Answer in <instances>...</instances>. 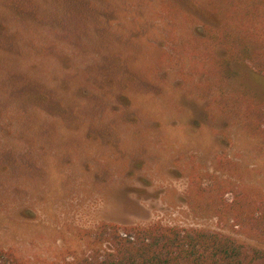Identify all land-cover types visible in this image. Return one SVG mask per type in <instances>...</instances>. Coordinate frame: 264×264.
I'll list each match as a JSON object with an SVG mask.
<instances>
[{"label": "rangeland", "instance_id": "obj_1", "mask_svg": "<svg viewBox=\"0 0 264 264\" xmlns=\"http://www.w3.org/2000/svg\"><path fill=\"white\" fill-rule=\"evenodd\" d=\"M41 1L0 24V248L67 264L111 223L256 244L208 198L264 195V77L212 71L195 30L212 2Z\"/></svg>", "mask_w": 264, "mask_h": 264}, {"label": "trees", "instance_id": "obj_2", "mask_svg": "<svg viewBox=\"0 0 264 264\" xmlns=\"http://www.w3.org/2000/svg\"><path fill=\"white\" fill-rule=\"evenodd\" d=\"M212 10L200 18L195 28L212 71L221 80L232 78L235 66L243 64L264 77V0H208ZM41 0H0V24L6 15L24 19ZM18 19V18H17ZM20 20V19H19ZM0 27V46L8 33ZM208 47V48H207ZM209 189V201L219 218H231L253 237L249 243L220 231L196 227L129 226L124 234L110 224L111 243L99 252L74 258L67 264H264V195H250L245 188L224 197ZM212 192V193H211ZM10 251L0 248V264H19Z\"/></svg>", "mask_w": 264, "mask_h": 264}]
</instances>
